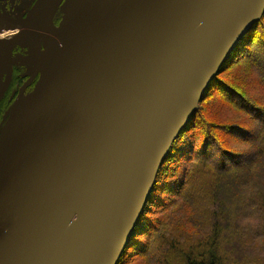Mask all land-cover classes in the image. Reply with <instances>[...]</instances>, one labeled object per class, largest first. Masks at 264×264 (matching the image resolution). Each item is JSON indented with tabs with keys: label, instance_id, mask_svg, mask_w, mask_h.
<instances>
[{
	"label": "water",
	"instance_id": "obj_1",
	"mask_svg": "<svg viewBox=\"0 0 264 264\" xmlns=\"http://www.w3.org/2000/svg\"><path fill=\"white\" fill-rule=\"evenodd\" d=\"M61 2L20 19L0 6V102L14 65L40 75L0 129V264H118L173 144L264 16V0H65L42 60L40 13Z\"/></svg>",
	"mask_w": 264,
	"mask_h": 264
},
{
	"label": "trees",
	"instance_id": "obj_2",
	"mask_svg": "<svg viewBox=\"0 0 264 264\" xmlns=\"http://www.w3.org/2000/svg\"><path fill=\"white\" fill-rule=\"evenodd\" d=\"M215 101L222 102L217 111L228 109L238 119L206 118L203 105ZM228 138L250 144L252 152L227 145ZM249 233L255 241L246 240ZM137 259L264 264V16L211 83L160 168L118 264Z\"/></svg>",
	"mask_w": 264,
	"mask_h": 264
},
{
	"label": "flooded vegetation",
	"instance_id": "obj_3",
	"mask_svg": "<svg viewBox=\"0 0 264 264\" xmlns=\"http://www.w3.org/2000/svg\"><path fill=\"white\" fill-rule=\"evenodd\" d=\"M24 2L30 3V5L27 9H25L22 13L19 14V10L24 6ZM36 2L37 0H0V6L1 10L10 16H14L17 18H25ZM64 2L65 0H62L57 12L53 17L57 25L60 24V18L61 16H63L62 8ZM27 53V49L18 46L16 47V49L13 50L12 57L21 58L23 56H26ZM39 76L40 75L30 73L27 67L14 65L12 74L9 78L11 81L9 83L12 84V87L10 88L9 85V88L7 90L8 93L0 102V108L2 109L3 106H5L4 108L9 107L12 103H14L18 96L32 92L39 80ZM6 78L7 76L5 75L4 80Z\"/></svg>",
	"mask_w": 264,
	"mask_h": 264
},
{
	"label": "bare ground",
	"instance_id": "obj_4",
	"mask_svg": "<svg viewBox=\"0 0 264 264\" xmlns=\"http://www.w3.org/2000/svg\"><path fill=\"white\" fill-rule=\"evenodd\" d=\"M80 0H75V2H79ZM76 3L74 4V6L76 5ZM73 11V9L69 10L68 12H66V14L64 15V19L62 20L61 24L60 25H57L56 24V21L55 19L53 18L50 22H48V24H45V16H46V12L42 11L40 13V26H37V34H36V40H38V42H40L41 44V52H39L37 54V58H40L42 60H45V57L47 55V53L49 51H51V48L54 47L61 31H62V28L64 26V23L65 21L67 20L68 16L71 14V12ZM11 32V31H10ZM20 32V30L18 29H15L13 34H18ZM4 33H7L6 31H4L3 33H0V38L3 39L7 36H9L8 34H5ZM11 35V34H10ZM49 46H50V50H49ZM49 50V51H48ZM32 94H28L24 99H23V103L26 102L27 98H29ZM4 98V97H3ZM18 98H16V100L14 101V103L17 101ZM11 104L7 109L6 111L4 112V123H3V126L6 124V126H4V132H6L12 122V120L14 119L16 113H17V110H15L11 116L8 118V113L10 114L12 112V108L14 105ZM7 115V119H6V116ZM8 120V121H7ZM7 121V123H6ZM3 132V133H4ZM1 138H2V135H1ZM0 138V140H1Z\"/></svg>",
	"mask_w": 264,
	"mask_h": 264
},
{
	"label": "rangeland",
	"instance_id": "obj_5",
	"mask_svg": "<svg viewBox=\"0 0 264 264\" xmlns=\"http://www.w3.org/2000/svg\"><path fill=\"white\" fill-rule=\"evenodd\" d=\"M24 4V6L19 10V14L20 13H22L25 9H27L28 7H29V5H30V3H23ZM63 13V12H62ZM14 17V16H13ZM63 17H64V13H63V16H61V18H60V24H61V22H62V20H63ZM15 18H17V17H15ZM21 18V17H20ZM20 18H18V19H20ZM59 24V25H60ZM4 34H10V31H8L7 33H4ZM249 79V78H248ZM250 80V79H249ZM252 80V79H251ZM9 82H11L10 81V79L7 81L6 79L5 80H3V85L4 84H7V89H6V91L8 90V88H9V85H10V88L12 87V84H10ZM4 92V96L3 97H5L6 96V94L8 93V91L7 92ZM30 93H32V92H30ZM30 93H28V94H30ZM28 94H24V96H27ZM21 96V95H20ZM20 96H18L17 98H19ZM13 104V103H12ZM220 104H222V102L221 101H215V102H208L207 104H205V105H203V108H202V110H203V114L205 115V117L206 118H208V119H213V120H216V121H218V122H220V123H228V122H230L231 120H228L229 118H232V119H238L237 118V116H234V112L233 111H230V110H228V109H225V113H222V112H219V111H217L218 110V107L220 106ZM13 106V105H12ZM5 106H3V108H4ZM1 109L0 110V129H1V127H2V125H3V123H4V112L6 111V109L8 108V107H6V108H4V109ZM241 119V118H240ZM239 119V120H240ZM232 122V121H231ZM252 128H253V126H252ZM252 130V129H251ZM252 134L253 135H255V132L252 130ZM232 143V140H230L229 138H228V143H227V145H229V146H233V147H235L237 150H240V151H244V152H252V149H251V146H250V144H246V143H243V145L242 144H240V143H236V145L235 144H231ZM259 172H260V167H258V169H256L255 171H254V176H258V174H259ZM162 218L160 215L159 216H157L156 217V219H155V221L158 219V218ZM156 223H158V221L156 222ZM188 227V226H187ZM188 229L189 230H191V228L190 227H188ZM246 240H248V241H250V240H253V241H255V238H253L251 235H250V233L247 235V237H246ZM252 258V259H251ZM254 258L253 257H249V258H247L246 259V261L248 262L249 260L251 261V260H253ZM138 260L139 259H137L136 261H129L127 264H137L138 263ZM256 261L258 262L259 260L258 259H256Z\"/></svg>",
	"mask_w": 264,
	"mask_h": 264
}]
</instances>
